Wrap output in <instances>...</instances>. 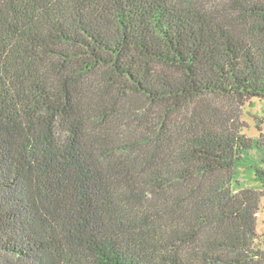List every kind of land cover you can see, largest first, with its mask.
Returning a JSON list of instances; mask_svg holds the SVG:
<instances>
[{
	"label": "trees",
	"instance_id": "16d2710c",
	"mask_svg": "<svg viewBox=\"0 0 264 264\" xmlns=\"http://www.w3.org/2000/svg\"><path fill=\"white\" fill-rule=\"evenodd\" d=\"M264 0H0V264H264Z\"/></svg>",
	"mask_w": 264,
	"mask_h": 264
},
{
	"label": "rangeland",
	"instance_id": "374dc122",
	"mask_svg": "<svg viewBox=\"0 0 264 264\" xmlns=\"http://www.w3.org/2000/svg\"><path fill=\"white\" fill-rule=\"evenodd\" d=\"M241 132L248 137L264 138V102L259 98H252L241 108ZM255 244L264 249V196L260 198L259 208L256 213Z\"/></svg>",
	"mask_w": 264,
	"mask_h": 264
}]
</instances>
